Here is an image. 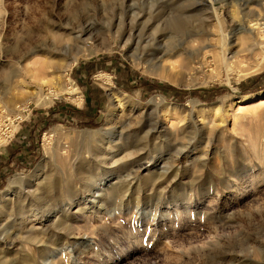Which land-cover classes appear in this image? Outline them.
<instances>
[{"label":"rangeland","instance_id":"1","mask_svg":"<svg viewBox=\"0 0 264 264\" xmlns=\"http://www.w3.org/2000/svg\"><path fill=\"white\" fill-rule=\"evenodd\" d=\"M258 2L0 0V134L14 132L1 138L0 264H262L264 67L237 75L262 59L246 50ZM148 20L174 36L183 21L177 38L204 30L242 63L212 71L209 53L193 70L180 56L153 75L125 44ZM58 36L99 50L63 73ZM43 61L58 95L38 105L29 71Z\"/></svg>","mask_w":264,"mask_h":264},{"label":"bare ground","instance_id":"2","mask_svg":"<svg viewBox=\"0 0 264 264\" xmlns=\"http://www.w3.org/2000/svg\"><path fill=\"white\" fill-rule=\"evenodd\" d=\"M257 4H258V7L260 6L258 8L259 10H258V12L255 11V14H254L255 19H254V21H252L251 25L249 26L250 30L248 29V31L252 32V36L250 37V39L252 40V43L248 44V47L246 50L251 51L255 56H257L258 54L259 55L261 54L260 57H262V59L259 61H255V63H253V64H249V65L247 64L245 66H243L244 65L243 64L240 68V73H237L239 78H244L250 74L258 72L259 70H261L264 67V12L262 13V11L264 10V5L262 2H258ZM212 8H214V6H212ZM249 12L250 13L254 12V9L249 7ZM191 17H193V16H191ZM152 18H153V16H152ZM135 20H137V19H135ZM153 20H155V19H153ZM173 22L174 23L172 26V30L175 29L178 33L179 32L181 33V31L185 29L184 28L185 24H183V21H173ZM132 24H134L133 27H138V25L135 22H133ZM167 24H168V22H167ZM183 25H184V27H183ZM220 25H221L220 28L222 31L223 30L222 24L220 23ZM152 26H153V22L151 20L150 21L148 20L146 22H144V21L141 22V27H138L139 30H135L136 33L133 32L134 31L133 29H131V32L128 34V37L126 38L125 44H127L129 42L136 43L135 49L136 50L138 49L141 51L139 56L135 55V56H137V59L139 60V64H144L143 67H146V69L149 71V73H152L153 75L167 78L168 69H166L165 60L167 58H175L176 59L177 57H180V56H185L184 57L185 61L187 60L186 62H188L189 65L190 64L192 65L193 70H196L198 68V66H202L203 69L207 67V56L209 53L214 56V59L216 62V67H214L212 69V71L215 70V68L220 70L222 66H224L228 69L231 68L230 70H232V69H234V67L237 68L236 66L238 65V63H242V62H240V59L238 57L240 55L239 54L240 50L232 52L230 57L226 56L227 54L225 53L224 47L222 48L221 45H219V43L216 44V46L212 45L209 42V38H208V40H206L207 39L206 37L209 34H207L204 30H202V31L189 30V26H188L187 30H189V31H185V33L182 32L183 35L182 34L180 35L182 37L177 38L176 36L178 35V33L176 34V36L169 35L166 28L165 29L160 28L161 25H158V26L156 25L157 27H155V29L153 28V31L150 32ZM130 27H131V25H130ZM240 29L246 30L245 27L242 25L240 26ZM168 30H169V27H168ZM170 32H171V30H170ZM121 36L125 37V33L123 34V32H122ZM80 37H81V35L78 34L77 36H75V39H78ZM56 40H57V44L55 45L54 49H56L60 52H63L64 54H66L69 57L66 64L63 67H61L63 73H66L68 70L73 68V66L78 62L80 57L86 56V55H91L92 53L99 50V47H97V46L95 48H92V46L90 45L89 42L82 44V45H79L78 41L72 39L73 40V42L71 41L72 44H69V43L65 44L63 37H59V36L56 38ZM206 41H208V42L205 43ZM200 43L201 44L203 43V45H200ZM208 47H210V48H208ZM138 54H139V52H138ZM248 54H250V53H248ZM184 58H183V60H184ZM194 58H197V60L194 61ZM49 66L50 65L48 62L43 61V62H41V65L38 68H36L35 72H34V70L29 71L32 74L31 77L36 80V85H37L36 86L37 90L35 91V93L33 92L31 99L33 101H36V103L38 105L41 103H44L45 101L49 102L51 99V96H53V94L58 95V93H56L54 90H50V89H49L50 90L49 93L45 92V90H46L45 87L49 86L53 81V79L49 78L50 75H49L48 70H47L49 68ZM59 70H60V68H59ZM236 71H238V70H236ZM63 73L61 75L62 78H60V80H63L62 82H64ZM175 73H178V72H175ZM182 74H183V72H180V74H178V75H182ZM192 74L194 75V73H192ZM184 76H185V74H184ZM178 78L179 77H177V79ZM6 79H7V81H11L12 75L7 76ZM103 80L107 81V85L109 86L108 89L111 90V96H112L113 104H119L120 105L122 103V100L126 99V98L125 99L123 98V97H125L124 95H126V94L122 93L124 95H121L120 93H118L114 89V86L111 82V79L103 78ZM27 86H28L27 83L21 82L19 87H21L22 89H26ZM71 86H73V85H71ZM77 91H78L77 87H74V86L71 87V92L74 93ZM257 101H258L257 102L258 106L264 105V97L259 98ZM247 103L246 102L239 103V105H238L239 109L241 110V109L247 108V106H248ZM112 120H113V112H112V110H110L105 127H109L112 123ZM105 129H107V128H105ZM167 171L168 170H164V173H167ZM31 191H33V190H31ZM94 201H95V199H94ZM259 253L261 254L262 264H264V244H260Z\"/></svg>","mask_w":264,"mask_h":264},{"label":"built area","instance_id":"3","mask_svg":"<svg viewBox=\"0 0 264 264\" xmlns=\"http://www.w3.org/2000/svg\"><path fill=\"white\" fill-rule=\"evenodd\" d=\"M2 113V112H1ZM12 129L10 128H7L5 131H3L2 134H0V148L2 146V143H1V138H4L6 137L8 139V142L11 141L14 137V132L11 133Z\"/></svg>","mask_w":264,"mask_h":264}]
</instances>
